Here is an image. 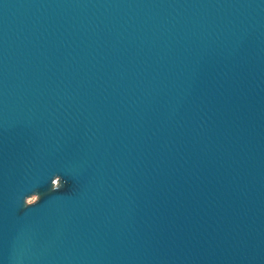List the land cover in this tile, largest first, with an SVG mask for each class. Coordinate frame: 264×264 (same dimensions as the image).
I'll use <instances>...</instances> for the list:
<instances>
[{"label":"water","instance_id":"1","mask_svg":"<svg viewBox=\"0 0 264 264\" xmlns=\"http://www.w3.org/2000/svg\"><path fill=\"white\" fill-rule=\"evenodd\" d=\"M0 264H264V0H0Z\"/></svg>","mask_w":264,"mask_h":264},{"label":"clouds","instance_id":"2","mask_svg":"<svg viewBox=\"0 0 264 264\" xmlns=\"http://www.w3.org/2000/svg\"><path fill=\"white\" fill-rule=\"evenodd\" d=\"M63 185H57L54 188H52L53 191L59 190ZM39 201L36 200L35 196H32L31 198H29V196L27 195L24 198V204L25 206H32L35 205L36 203H38Z\"/></svg>","mask_w":264,"mask_h":264}]
</instances>
